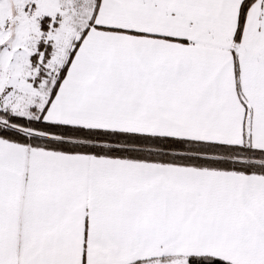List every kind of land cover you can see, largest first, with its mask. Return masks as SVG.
I'll return each instance as SVG.
<instances>
[{
    "label": "snow or ice",
    "instance_id": "snow-or-ice-1",
    "mask_svg": "<svg viewBox=\"0 0 264 264\" xmlns=\"http://www.w3.org/2000/svg\"><path fill=\"white\" fill-rule=\"evenodd\" d=\"M0 264H264V0H0Z\"/></svg>",
    "mask_w": 264,
    "mask_h": 264
}]
</instances>
